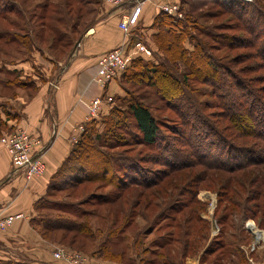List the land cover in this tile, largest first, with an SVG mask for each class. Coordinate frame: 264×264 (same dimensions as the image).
<instances>
[{"label": "rangeland", "instance_id": "1", "mask_svg": "<svg viewBox=\"0 0 264 264\" xmlns=\"http://www.w3.org/2000/svg\"><path fill=\"white\" fill-rule=\"evenodd\" d=\"M42 1H0V80L12 79L13 75L7 73L15 69L12 65L24 60L32 63L35 53L42 60H51L55 65L65 61L70 46L59 51L49 50L46 47L47 39L39 41L31 33V29L34 33L39 30L40 16L44 15L40 8ZM48 1L56 6H61L62 3V0ZM99 1H81L83 15L78 29L81 30L91 20ZM217 1L220 3L215 0H181L176 4L183 19V30L188 34L183 41V48L192 51L196 44L203 45L213 62L219 64V75L213 78L200 72L199 75L186 77L181 69L170 68V77L176 79L180 88L176 90L177 95H172L174 90L168 94L160 91L159 94L147 85L130 87L120 77L122 72L117 77L119 93H113L110 97L112 105L109 113L92 128L93 135L96 136L93 143L99 145L95 148L101 151V156L110 162L109 166L112 168L104 178L109 177L115 185L116 179L128 182L124 176H134L139 181L145 180L148 187L145 188L142 184L130 185V189L127 188L119 197L114 185L107 184L110 179L85 182L74 189H66V182L57 177L49 192L39 200L34 220L46 218L47 214L59 215L63 219L59 222L71 224L78 230L42 233L38 225H33L48 243L45 251L48 249L47 253L50 254L42 256L46 264H68L65 260L54 257V252L60 248L79 252L97 264H264V224H260L258 218L250 217L249 213H243L240 202L243 201L244 192L242 186L234 181L240 173H229L226 169L217 167L223 164L230 168L234 164L233 160L247 158V151L241 156L236 152L231 156L230 150H235L234 147L251 149L262 145L258 139H255L254 145L250 133L237 130L228 120L227 113L236 106V102L233 105L231 93L250 92L248 88L237 89L230 81L243 80L257 86V91L251 90L248 97L243 95L241 101L248 102L249 97L256 93L258 99L264 102V33L256 31L255 35L250 34L244 27L243 20L246 17H237L231 12L238 10L233 8L232 11L230 5H222L229 0ZM243 1L255 5L254 0ZM10 2L11 5L8 4ZM259 2L264 4V0H258ZM48 10L45 22L52 24L54 34L65 30L72 37L73 48L77 35L70 31V25L75 20V12L71 15L63 13L61 16L52 11L51 7ZM189 10L194 12L195 16L190 18L193 22L186 20L185 13ZM258 12L262 17H256L255 21L264 25V20H261L264 19L263 11L259 9ZM58 16L66 22L60 23L53 19ZM223 36L229 37L232 44L236 41L235 38L237 41L250 42L246 43L249 45L228 47ZM22 39L27 41L25 45ZM143 40H127L128 51L133 50L137 42L145 45ZM145 46L151 53L148 55L138 52L137 57L142 55L144 61L151 63H167L166 55L158 50L155 43ZM18 72L20 78L16 77V80L32 81L43 76L41 69L35 65L28 74H23L22 70ZM221 77L222 82H229L230 86H218L216 80L221 81ZM166 79L169 80L168 77ZM1 89L0 84V92ZM130 99L149 105L159 127L155 143L143 142L138 134L129 113ZM179 100L186 104L179 107ZM188 103H193L194 106L190 107L192 111L188 110ZM258 106L261 108L263 105ZM7 108L11 109L9 106ZM104 118L116 121L108 132H104ZM262 155L264 156L263 153ZM115 176L119 178L115 179ZM230 181L231 184H228ZM226 185H231L230 189L233 190L227 187L225 191ZM211 198L215 204L210 210ZM228 199L239 202V207L229 203ZM135 203L138 204L135 206ZM244 204L250 207L254 203L245 201ZM195 216L206 221L208 227L204 229V222L195 219ZM223 216L226 218L222 220ZM174 217L176 223L173 225L170 223ZM189 217H193L194 221L186 229L185 221ZM218 217L221 223L217 221ZM127 221L130 224L123 230L122 223ZM218 234H222L225 257H217L218 252L202 255L204 247L212 243ZM256 237L258 242H255ZM185 240H189L187 248H184ZM254 242L257 245L252 248ZM12 243L0 246V251L5 250L8 256L10 253L15 255L16 252L34 253L25 244L23 248ZM164 243V249L159 248ZM214 244L216 243H212ZM98 245H101L99 251L96 247ZM109 247L114 250L112 254L116 259H107L103 254V249ZM161 252H164L162 256L159 255ZM0 264L30 263L0 260Z\"/></svg>", "mask_w": 264, "mask_h": 264}, {"label": "trees", "instance_id": "2", "mask_svg": "<svg viewBox=\"0 0 264 264\" xmlns=\"http://www.w3.org/2000/svg\"><path fill=\"white\" fill-rule=\"evenodd\" d=\"M1 1V0H0ZM46 1V2H45ZM82 0H62L61 6L51 5L48 0H43V4L40 5V8H42V11H44V15L40 16V27L37 33H34L31 29V33L34 34L37 40L42 41L44 39H47V48L49 50H55L59 51L61 49L69 47V50L67 52V55L69 52H71V44H72V37L68 35V33L63 30V32H57V34H54L51 30L52 24L46 23L45 19L46 13L49 11L48 8L51 7L52 11H56L57 13L64 15L69 14L71 15L72 12H75V20H73L72 24L70 25V31L72 33H76V37L80 36L81 32L85 29L87 26V22L83 28L80 30L78 27L81 23L79 20L82 18ZM181 1V0H180ZM217 3H220L219 1L215 0ZM255 5H253L251 2L243 1V0H229L227 2H223V6L230 5V9L233 11V8L238 10L237 12H231L237 17H243L246 18L243 20L245 30L248 31L250 34L255 35L256 31H259L261 33H264V25L259 23L258 21H255V18L258 19L261 18V14H259L258 10L261 9L264 14V4L258 3V0H254ZM11 5V2L8 3ZM257 5V6H256ZM249 7H251L249 9ZM5 8V6H3ZM92 9V8H91ZM13 11L18 12L15 9H11ZM75 10V11H74ZM6 11V8L4 9ZM92 11V10H91ZM90 11V12H91ZM94 11V10H93ZM87 11V13H90ZM86 13V14H87ZM194 12L189 10L188 13H185L187 22L193 20H190V18L194 17ZM259 15V16H258ZM71 17V16H70ZM69 17V19H70ZM2 20H5L3 16H1ZM49 19V16H48ZM54 20L58 22L65 23L66 20L62 17L53 18ZM74 19V18H73ZM261 20H264L263 18ZM85 23V22H84ZM183 19L182 17H177L175 15H168L162 11H160L154 18L153 26L156 28V32L153 34L152 39L153 43L157 46L158 50L161 51L166 55V61L161 63H151L148 61L143 60L142 55L136 56V58H132L133 60L130 61L128 67L123 71V74L120 76L124 79V81L129 84L130 87H137L138 85H147L156 90L159 94L160 91H164L166 94L170 93V91H173L172 95H177L178 91L180 90L179 85H177L176 79L173 77H170L171 72L170 68H175L176 70L181 69V72L184 76L189 77L193 75H199L200 72L203 75H210L213 78L218 74L217 67L219 64L213 62V58L205 52L203 45L196 44L194 49L192 51H188L185 48H183L182 44L183 41L187 38L188 34L183 30ZM185 26V24H184ZM49 33V34H48ZM260 35V33H259ZM192 36V35H191ZM190 36V37H191ZM25 37V36H24ZM224 39L228 42L226 45L230 47L232 46H238V44H246L249 43V40H246L245 42L236 41L234 40V43L232 44L231 41H229V37L223 36ZM233 39V38H231ZM26 40L22 39V43L25 45ZM249 45V44H246ZM33 47V46H32ZM181 63V64H180ZM171 65V67H170ZM182 66V68L180 67ZM211 69L213 72H211ZM224 69V68H223ZM7 73H10L13 75L12 79H7L5 81L0 80V84L2 87V91L0 92V95H7V96H13L16 93V90L13 88L16 87H22V86H29L33 88V82L31 80H16L17 78H20V74L18 70L12 69L10 71H7ZM18 73V74H16ZM168 77L169 80L166 78ZM198 77V76H197ZM223 78L221 77V81L216 80V83L219 85H229V82H222ZM237 89H250V92H246L245 94L242 91H239L235 94L231 93L230 96L233 97V105L236 106L234 109H229V112L227 113L228 120L231 121L232 125L242 132H248L250 133L253 144L256 145L255 139H258L262 145L260 147L254 146L251 149L245 148V147H234L235 150H230V155H235V152L237 155L241 156L243 152L247 151L246 155L247 158L245 160H233V165L230 166V168L224 167L223 164H219L220 166H217L220 169H226L229 173H240L236 175L237 179H234L235 183L237 185L242 186V192H244L243 201H241V207L243 209V213H249V216L253 219L258 218L260 221V224H264L263 217H264V102H262L260 99H258V95L256 93L252 94V96L249 97L248 102L241 101V98L243 95H247L251 93L252 91H257L255 87L250 84L245 83L243 80H234V82H231ZM138 88V87H137ZM10 90V91H8ZM135 91V89H133ZM256 94V95H255ZM172 95H169V97H172ZM175 97V96H174ZM235 99V100H234ZM240 99V101H238ZM244 100V99H243ZM245 101V100H244ZM247 101V100H246ZM186 103L179 100L178 106L182 107ZM189 108L188 110L192 111L190 107H193V103H188ZM259 104H262L261 108H259ZM8 104L7 102H0V136L2 131H4L7 128V122L6 119L13 118L16 116L14 112H12L10 109L7 108ZM173 106V105H172ZM128 108L130 117L133 120V123L135 125V128L138 132V134L141 136L142 141L147 144H153L157 141V134H158V123L156 118L151 112V109L148 104L144 103L140 100L130 99L128 101ZM4 115V117H3ZM109 117V116H108ZM112 118V117H111ZM104 118L103 122H105L104 126V132L110 131L111 127H114L116 124L115 120H111ZM107 119V122H106ZM254 122V123H253ZM95 123L91 121L86 123L84 131L81 133V136L79 137L77 143L74 144L73 148L71 149L69 155L64 160L63 164L61 165L58 172L55 174L47 193L49 192V189L51 186H53V182L59 177L61 180L66 182L65 186L66 189H74L78 187L79 185L84 184L85 182H93L95 180H109L110 178H104L107 176V173L112 170V168L109 166V161L104 160V157L101 156V151L96 149L97 143H93L94 139H96V136H94V130L92 129L94 127ZM93 130V131H92ZM91 131V132H90ZM95 142V141H94ZM101 145V144H100ZM99 146V145H98ZM260 151V152H259ZM249 154V155H248ZM235 159L237 157L235 156ZM134 177V176H133ZM132 176H124L128 182H125L124 179H120L121 181H118L115 176L116 182L114 185V182L112 179L110 181H107V184H112L119 192V197L122 195L123 191H127V188L130 189V185H143L145 188L148 187L149 184H146L145 180L139 181L136 178H133ZM232 181L228 182V184H231ZM246 185V187L244 186ZM231 188V185H226L224 188L225 191H227L228 188ZM248 187V188H247ZM65 189V188H63ZM244 189V190H243ZM233 190V189H230ZM237 192V191H235ZM238 192H241L238 190ZM237 192V194H238ZM46 193V194H47ZM226 194H228L226 192ZM240 194H238L239 196ZM42 198V197H41ZM40 198V199H41ZM39 199V200H40ZM35 204V208L38 207V202ZM252 202L254 203L252 206H248L247 204H244V202ZM113 202V201H112ZM229 203H232L233 205H236L239 207L240 203L237 201H233L228 199ZM138 203H135L136 206ZM48 206V205H46ZM44 207V206H43ZM55 209V208H53ZM36 210V209H35ZM124 212V211H123ZM244 214V215H245ZM259 214H261L259 216ZM59 215H53V214H47L46 218H41L40 220H34L33 219V225H38L39 229L42 233H47L54 230H64V231H70V230H78V228H74L71 224L67 223H61L59 221H63L62 218H59ZM195 219H198L196 216ZM194 218L189 217L185 221L186 229L193 225ZM226 218V216H223L222 220ZM201 219V218H200ZM198 219V220H200ZM201 222H204L206 226H203L205 229L208 227V223L204 220H200ZM217 221L221 223L219 220V217L217 218ZM119 222V221H118ZM176 223V217H174L170 224ZM122 228L125 230L128 228L130 222H123ZM172 226V225H170ZM190 235V234H189ZM189 240H185L184 242V248H187L189 246ZM212 243H216L212 245ZM212 243L204 247L202 255L212 254L213 252H218L217 257L223 258V256L226 254L224 251V243L222 240V234H218L217 237L212 240ZM166 244H162L159 248L164 249ZM97 251L101 250V245L96 246ZM114 250H112V247L104 248L103 254L107 259H116V257L113 255ZM113 253V254H112ZM164 252L159 253L160 256H162ZM225 257V256H224ZM216 259V258H215ZM219 260V259H216Z\"/></svg>", "mask_w": 264, "mask_h": 264}, {"label": "crops", "instance_id": "3", "mask_svg": "<svg viewBox=\"0 0 264 264\" xmlns=\"http://www.w3.org/2000/svg\"><path fill=\"white\" fill-rule=\"evenodd\" d=\"M179 1L143 0L138 23L130 29L129 34L124 35L118 23L121 16L131 10L133 3L112 6L100 0L95 6L94 16L78 37V44L73 46L63 63L57 62L55 65L53 61L42 60L35 53L32 63L24 60L12 65V68L22 70L23 74H28L35 65L41 69L43 76L32 80L33 88L16 87L15 95H0V102H7L10 110L16 114L6 119L7 128L0 136V215L23 214L6 230L0 231V246L13 242L25 248V244L34 253L16 252L8 256L4 250L0 251V260L46 264L42 256L50 254L47 253L48 249L45 251L48 243L33 226L35 204L47 193L55 174L73 148L72 137L76 133L73 128L84 120L86 102L101 95L100 111L92 119L98 124L111 109L110 97L120 90L117 79L104 88L94 82L97 56L124 40L143 38L145 45L152 46V36L156 32L153 21L161 11L160 6ZM52 82L56 83L55 86ZM19 128L44 145L41 153L44 171L29 179L25 177L23 169H12L11 157L2 142V137ZM77 135L80 137L81 133Z\"/></svg>", "mask_w": 264, "mask_h": 264}, {"label": "built area", "instance_id": "4", "mask_svg": "<svg viewBox=\"0 0 264 264\" xmlns=\"http://www.w3.org/2000/svg\"><path fill=\"white\" fill-rule=\"evenodd\" d=\"M107 4L112 6H119L125 3L132 2V8L124 13L119 20V27L124 35L129 34L130 29L138 23L139 16L142 9L143 0H104ZM160 10L168 15H175L180 17L176 3L162 4ZM128 44L126 40L119 43L117 46L102 52L97 56V68L94 76V82L101 88L117 79L122 72L128 67L130 61L134 56L141 52L143 54H150L151 51L143 43L137 42L134 49L128 51ZM130 50V49H129ZM56 83L53 85L55 86ZM102 98L101 95L94 96L86 102V114L84 120L77 124L73 129L76 132L72 137V142L77 143L79 136L77 132L82 133L85 129L86 123L97 116L100 111ZM2 142L7 149L10 157L13 170L23 169L26 178H31L33 175H39L44 171V163L41 159V153L44 145H40L39 140L31 138L23 129L19 128L15 131L2 137ZM214 200L211 198L209 209L214 207ZM23 214L10 213L0 215V231L6 230L16 219L22 218ZM255 242H258L256 237ZM252 243V248L256 243ZM257 245V244H256ZM54 257L65 260L68 264H97L91 262L87 257L76 251H68L60 248L54 252ZM110 264H118L112 262Z\"/></svg>", "mask_w": 264, "mask_h": 264}, {"label": "water", "instance_id": "5", "mask_svg": "<svg viewBox=\"0 0 264 264\" xmlns=\"http://www.w3.org/2000/svg\"><path fill=\"white\" fill-rule=\"evenodd\" d=\"M78 44V42L75 43V46Z\"/></svg>", "mask_w": 264, "mask_h": 264}, {"label": "bare ground", "instance_id": "6", "mask_svg": "<svg viewBox=\"0 0 264 264\" xmlns=\"http://www.w3.org/2000/svg\"><path fill=\"white\" fill-rule=\"evenodd\" d=\"M259 236V235H258ZM263 236V235H262ZM259 237H261V236H259ZM264 237V236H263Z\"/></svg>", "mask_w": 264, "mask_h": 264}]
</instances>
